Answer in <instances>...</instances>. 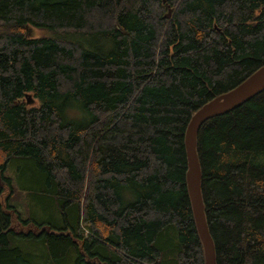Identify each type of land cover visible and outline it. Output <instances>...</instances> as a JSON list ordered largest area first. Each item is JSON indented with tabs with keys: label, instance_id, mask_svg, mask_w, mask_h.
<instances>
[{
	"label": "trees",
	"instance_id": "trees-1",
	"mask_svg": "<svg viewBox=\"0 0 264 264\" xmlns=\"http://www.w3.org/2000/svg\"><path fill=\"white\" fill-rule=\"evenodd\" d=\"M262 65L264 0H0V264L28 261L21 239L45 264H205L186 130ZM197 150L217 264H264V90Z\"/></svg>",
	"mask_w": 264,
	"mask_h": 264
},
{
	"label": "water",
	"instance_id": "water-1",
	"mask_svg": "<svg viewBox=\"0 0 264 264\" xmlns=\"http://www.w3.org/2000/svg\"><path fill=\"white\" fill-rule=\"evenodd\" d=\"M171 9L169 6L168 17ZM264 90V65L233 89L215 96L191 117L185 136L188 156L187 185L197 230L204 248L205 264H217L215 243L210 233L202 193V170L198 155V134L212 117L227 113Z\"/></svg>",
	"mask_w": 264,
	"mask_h": 264
},
{
	"label": "rangeland",
	"instance_id": "rangeland-1",
	"mask_svg": "<svg viewBox=\"0 0 264 264\" xmlns=\"http://www.w3.org/2000/svg\"><path fill=\"white\" fill-rule=\"evenodd\" d=\"M45 32L46 35H51L50 32L48 31ZM41 34H44V31L37 28H29L30 36H39ZM35 102L36 101H34V99L30 98L31 104ZM36 103H38V101ZM85 118L86 119L89 118L88 114L87 117L85 116ZM84 119H78V121L83 123ZM23 165L24 163L22 162L11 161L6 170V176L12 179L14 183V187L16 188L15 190L16 193L13 198V204L16 205L17 209L19 210V212L21 213L24 219H28L36 214L40 215V217L36 215L38 218L43 219L44 216L42 214V211L38 206L36 200L34 199L33 195L31 194V191L34 190H30L26 187V185H28L29 182L26 180L24 173L25 167ZM134 199H135L134 195L129 194L127 201H132ZM21 242L26 249L25 251L29 255V259H27L28 261L22 264H45L41 256L42 255L41 252H43L41 249H38L31 240L21 239Z\"/></svg>",
	"mask_w": 264,
	"mask_h": 264
},
{
	"label": "clouds",
	"instance_id": "clouds-1",
	"mask_svg": "<svg viewBox=\"0 0 264 264\" xmlns=\"http://www.w3.org/2000/svg\"><path fill=\"white\" fill-rule=\"evenodd\" d=\"M67 114L70 119H84L86 116V112L81 107H79L78 104L69 107L67 109Z\"/></svg>",
	"mask_w": 264,
	"mask_h": 264
}]
</instances>
